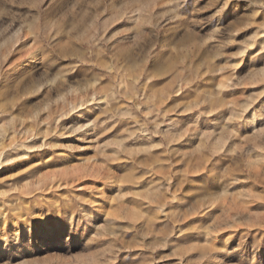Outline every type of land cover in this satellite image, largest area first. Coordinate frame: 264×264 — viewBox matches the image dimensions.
I'll use <instances>...</instances> for the list:
<instances>
[{"label": "rangeland", "instance_id": "obj_1", "mask_svg": "<svg viewBox=\"0 0 264 264\" xmlns=\"http://www.w3.org/2000/svg\"><path fill=\"white\" fill-rule=\"evenodd\" d=\"M8 153L0 264H264V0H0Z\"/></svg>", "mask_w": 264, "mask_h": 264}, {"label": "bare ground", "instance_id": "obj_2", "mask_svg": "<svg viewBox=\"0 0 264 264\" xmlns=\"http://www.w3.org/2000/svg\"><path fill=\"white\" fill-rule=\"evenodd\" d=\"M30 147H31V145H30ZM27 148L28 147H24V151L26 152L27 151ZM12 157H11V155L8 153V154H0V166H1V164H4L5 162H7L8 160H10ZM60 184V183H59Z\"/></svg>", "mask_w": 264, "mask_h": 264}]
</instances>
